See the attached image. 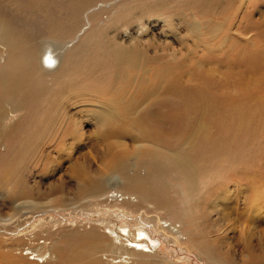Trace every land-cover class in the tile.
<instances>
[{"label": "bare ground", "instance_id": "bare-ground-1", "mask_svg": "<svg viewBox=\"0 0 264 264\" xmlns=\"http://www.w3.org/2000/svg\"><path fill=\"white\" fill-rule=\"evenodd\" d=\"M98 1L102 2L0 0V21L11 26H24L27 36L26 47L16 44L13 40H21L22 37L25 39L24 34L0 25V59L3 60L8 50L16 52L13 64L0 68V182L10 179L8 164L11 156L17 154L26 159L30 154L36 153L39 161L44 164L50 160L48 148L54 150L58 143L69 138L68 149H71L78 140H82V126L85 123L83 118L64 119L60 122V116L66 113L64 104L76 101L89 109L94 108L91 102L97 104V108L102 111L94 108V124L99 130L109 129L111 132L114 124L127 115L128 107L116 102L121 90L104 81H116L124 85L129 79L138 80L158 69L156 80L161 83L169 82L174 87V73L182 66L192 65L187 61L196 58L204 60L205 54L210 55L214 50L212 42L219 39L218 33L222 29L220 25L210 32L196 17L195 11L205 8L210 0H132L134 6L123 4L118 7L119 10L128 8L130 12L120 11L115 16L107 15L110 26L115 23L119 28L134 26L136 31L131 36H135L130 45L111 39L106 33V22L100 19L97 32L83 41V45L79 46L80 50H73L72 58L68 60L67 54H70L73 46L68 49L71 43L65 42L75 33L76 18L84 8ZM135 11L138 12L132 14ZM15 12L20 14L14 15ZM103 12L106 13V10ZM180 27L182 30L179 32ZM149 32L151 40L144 39ZM53 36L54 39L51 38ZM156 36L162 39H158L159 43ZM222 49L218 48L216 54ZM150 51L154 55H149ZM196 65L199 66L200 61ZM148 81L147 78L146 82ZM88 84L96 85L92 88L87 87ZM111 91L114 93L111 94ZM172 91L169 87L165 96ZM49 93H52L50 99ZM159 95H152L149 100L159 104ZM179 97L185 102L189 96L180 92ZM34 99L32 105L30 101ZM33 113L39 115L33 119ZM89 113L92 112L88 110L86 114ZM150 115L151 112L146 113L145 117ZM27 128L28 131L23 133ZM32 128L36 129V138L29 133ZM200 130L201 134L196 131L190 139H182L183 142H174L171 131L156 128L138 130V138L141 139L135 144L134 152L129 157L147 168L144 178L130 174L129 157L121 154L110 153V157L102 164V169L95 175L77 164L82 182L79 192L80 195H87L82 199H101L105 194L118 198L114 190L121 189L118 193L122 192L119 196L122 198L121 202L109 203L114 207L105 210L106 217L99 219V224H94L91 221L95 219H90L91 224L87 223L91 226L89 230L69 233L61 231L58 238L53 239L55 234L46 226L52 222L43 219L26 229L8 231L7 236L10 238H6L18 244L15 250H20L21 258L33 256L28 258L29 261L49 263L58 259V262L63 260L64 263L71 264L74 259L102 251L110 253L115 264H126L135 257L139 258L136 264H167L153 262L150 260L152 256L147 254L159 246V239L153 238L149 230L133 231L129 224L127 226L118 219L121 216H135L139 212L147 217L150 214L143 209L150 205L156 206L157 211L164 212L168 217L165 221L159 218L154 221V227L168 241L197 252L210 264H234L224 260L222 254L211 244H206L207 237L204 234L216 239L225 238L227 230L239 228L243 237L248 228L252 226L253 229L249 219L256 221L264 215V189L261 181L253 178L260 175V170L251 167L250 160L256 159L255 154H239V148L236 147L238 141L227 143L223 137L220 138L225 143L217 141L202 126ZM10 132L23 136L16 144L6 143L4 139L11 136ZM29 138L31 141L27 140ZM21 140L24 142H20ZM4 143L6 151L2 152L1 146ZM108 149L111 151V147ZM214 157H219L220 161L206 166L207 159ZM118 180L122 181L121 185ZM20 193L23 196L28 194L25 185H21ZM167 193H173L175 200L167 198ZM131 195H136L135 199ZM108 200L109 198L104 202L108 203ZM208 206L217 219L210 232L205 231V222L201 223ZM91 207L98 212L102 209L92 204ZM240 209L243 210L241 214L238 213ZM241 215H245L247 220L241 222ZM175 223H179V226L176 227ZM103 230L107 232H102ZM43 233L46 238L44 243L35 244V238ZM83 238L90 240L92 244L81 254L77 243ZM49 239L53 244L47 243ZM76 239L77 243L72 245Z\"/></svg>", "mask_w": 264, "mask_h": 264}, {"label": "rangeland", "instance_id": "rangeland-1", "mask_svg": "<svg viewBox=\"0 0 264 264\" xmlns=\"http://www.w3.org/2000/svg\"><path fill=\"white\" fill-rule=\"evenodd\" d=\"M101 1L96 2L97 5L94 3L86 9L84 8L80 16L76 18L75 33L65 42L66 44L71 43L67 47L68 49L73 46L70 54L66 53L68 60L72 58L73 50H80L83 41L97 32L100 19L106 22L105 25L108 27L106 33L111 39H116L124 45L131 44V40L135 36H131V34L136 31L134 26L119 28L115 25L117 23L110 26L107 15L115 16L120 11L130 12L128 8L119 10L118 7L123 4L134 6L132 0H125V2H122L123 0ZM103 10H106V13ZM137 12H132V14ZM19 14L18 12L14 13V15ZM195 14L197 19L209 28L210 32L220 25L222 29L218 33L219 39L212 42L214 50L210 55L205 54L204 60L202 58H196V61L189 60L187 62L192 64L191 66H182L174 73L172 76L174 87L169 82L161 83L160 80H156V76L159 74L156 75L158 69L148 76L139 77L138 80L136 78L129 79L124 85L116 81H104L105 84L121 90L119 96L116 97V102L128 107L127 115L114 124L111 132L109 129L99 130L95 126L96 111L94 108L102 111L97 108V104L91 102L94 108L89 109L86 105L70 101L63 105L66 108V113L60 116V122L64 119L83 118L85 123L82 126L84 134L82 140H78L71 149H68L69 138L58 143V147L54 150L51 147L48 148L50 160L44 164L39 161L36 153L30 154L26 159L17 154L11 156L8 164L10 179L0 182V225L2 223V235L6 233L5 237L0 235V264H66L63 260L58 262V259L49 263L47 261L43 263L40 260L29 261L33 257L29 255V257L23 256L25 259L21 258L20 250H15L18 244L6 238L9 236L8 231L15 232L20 228L26 229L38 220L45 219V221L52 222L46 226L55 234L53 239H57L61 231L69 233L78 230L83 232L90 229L91 222L99 224L98 220L106 217L105 210L114 207L109 203L121 202L122 198L119 196L122 192L118 193L121 189L114 190L118 194V198L105 194L101 199H92L91 201L82 199L87 195H80L79 189L82 182L79 179L76 165L84 166L91 171L92 175H95L102 169L101 166L110 157V153L129 157V154L134 152L135 144L139 143V139H141L138 138V130L142 128L171 131L174 135L171 139L174 142H183L182 139H190L196 131L201 134L202 126L214 140L223 141L220 138L223 137L227 143L238 141L236 147L239 148V154L251 152L256 155V159L250 160L251 167L259 169L260 175L257 174L253 178L261 181V187L264 189V0H210L205 8L196 10ZM0 25L10 27L16 33H23L25 39L22 37L21 40L14 39L13 42L27 46L24 26H11L1 21ZM181 30L182 27L179 28V32ZM150 35L151 32L147 36L145 35L144 39L150 38ZM57 37L56 35L55 39ZM51 38L54 39V36ZM155 39L158 43V39L162 40L159 36H156ZM190 44H192L191 41ZM220 47L223 48L222 51L216 54V50ZM15 53L8 50L7 54H4V61L0 59V68L7 64H13ZM149 55L154 54L150 51ZM199 61L200 65L197 66L196 63ZM147 78L149 79L148 83L146 82ZM151 81L154 82L151 84ZM95 85L88 84L87 87L93 88ZM169 87L173 91L170 95L165 96ZM180 92H185L189 96L185 102L179 97ZM112 93L114 91H111ZM155 94H160L161 103L154 104L149 100ZM51 97L52 93H49L48 99ZM106 100L108 102L107 98ZM34 101L35 99L30 103L34 105ZM102 101L105 100L102 99ZM84 106L86 108H83ZM88 110L92 113L86 114ZM149 111L151 112L150 117H145L146 113H150ZM48 112L50 113V110ZM38 115L39 113H33V119ZM44 119L45 117L42 118V120ZM108 122L110 123V121ZM135 122L137 124H134ZM26 131L28 128L24 129L23 133ZM35 132V128L29 131L31 136L36 138ZM9 134L11 136L8 135V138L4 139L6 143H15L23 136L19 133L14 135L10 132ZM20 142H24V140ZM223 142L225 143V141ZM108 147H111V151ZM226 147H224L225 151ZM1 151H6L5 143L1 146ZM127 160H129L130 174L140 175L142 178L146 176L147 168L141 162L130 157ZM219 161V157L208 158L206 166H212ZM22 174L23 177H21ZM118 183L121 185L122 181L118 180ZM21 185H25L28 190L27 195H21ZM165 196L170 200H175L173 193H167ZM131 197L135 199L136 195H131ZM107 198H109L108 203H105L104 200ZM99 201L103 203L98 205ZM91 204L102 208V211L98 212L92 209L94 207H91ZM143 210L150 215L146 217L139 212L135 216H121L118 219L126 223L127 226L130 225L133 231L149 230L153 238L161 241L157 248H153L152 252L147 253L152 256L151 261H161L167 264H210L197 252L179 247L178 244L168 241L161 235L160 231L154 227L156 224L154 221L157 218L164 221L168 219L164 212L157 211L156 206L150 205H147ZM242 211L240 209L238 213L241 214ZM202 217L204 220L201 223L205 222L203 225L205 231L210 232L217 219L209 206ZM90 219L95 220L90 222ZM243 220H247L245 215H241L240 221L243 222ZM249 221L253 225V229L252 226L248 228L243 237L239 233V228H236V231L227 230L228 234L225 238L216 239V237L211 238L204 234L207 237L206 244H211L217 249L228 263L264 264V215L256 221L251 219ZM162 224H164L163 221ZM175 225L178 227L179 223H175ZM102 227L105 228V226ZM102 232L107 231L103 230ZM45 240L43 233L38 235L34 242L35 244L44 243ZM47 241L48 244H53L51 239ZM76 241L77 239L72 242V245L76 244ZM91 244L90 240L81 239L77 243V247L80 249L79 253L82 254L84 249H88ZM137 259L139 258H132L126 264H136ZM71 264L115 263L112 262L110 253L101 251L92 255H84L78 260L74 259Z\"/></svg>", "mask_w": 264, "mask_h": 264}]
</instances>
